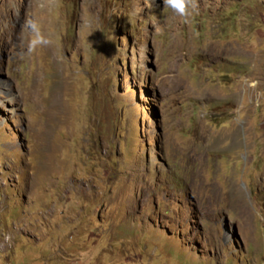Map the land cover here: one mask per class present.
<instances>
[{
    "label": "rangeland",
    "instance_id": "1",
    "mask_svg": "<svg viewBox=\"0 0 264 264\" xmlns=\"http://www.w3.org/2000/svg\"><path fill=\"white\" fill-rule=\"evenodd\" d=\"M197 3L0 0V264H264V0Z\"/></svg>",
    "mask_w": 264,
    "mask_h": 264
},
{
    "label": "clouds",
    "instance_id": "2",
    "mask_svg": "<svg viewBox=\"0 0 264 264\" xmlns=\"http://www.w3.org/2000/svg\"><path fill=\"white\" fill-rule=\"evenodd\" d=\"M165 9L187 19L198 8L197 0H163ZM20 39L25 46V55L33 54L38 48L52 44V36L42 31L39 21L26 16L21 24Z\"/></svg>",
    "mask_w": 264,
    "mask_h": 264
}]
</instances>
